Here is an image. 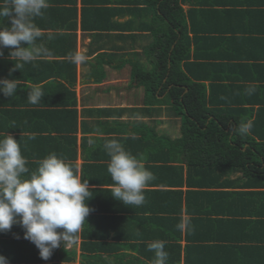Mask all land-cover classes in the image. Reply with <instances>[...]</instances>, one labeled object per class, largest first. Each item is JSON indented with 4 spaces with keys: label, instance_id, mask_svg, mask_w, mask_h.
<instances>
[{
    "label": "trees",
    "instance_id": "obj_1",
    "mask_svg": "<svg viewBox=\"0 0 264 264\" xmlns=\"http://www.w3.org/2000/svg\"><path fill=\"white\" fill-rule=\"evenodd\" d=\"M58 1L62 4L57 2L56 7L44 10L43 17L35 20L40 29L51 31H43L37 42L49 50V54L39 57L38 61L41 69L46 70L45 77H63L73 87L76 84L77 63L71 62L69 57L76 53L78 22L81 23L82 30L99 34L116 28L124 30L128 27V22L118 24L115 17L117 14H130L142 20V28L147 31L142 37L148 43L140 52H127L128 57L123 59L121 65L130 64L131 77L143 90V108L148 106V115L159 113L164 104L168 122L178 125L179 129L176 132L178 134L173 137L170 134H157L156 124L149 125L140 119L130 121L132 129H129L130 124L126 121L117 122L118 127L114 129L111 125H106L110 133L120 134L110 137V140H118L126 150L144 158L145 167L154 175L149 186L166 188L143 190L150 191L152 195L150 199L145 197V202L141 205L146 208L141 211H148V215L137 221L132 217L114 215L113 219H99L96 211L101 213L103 207L87 201L91 211L83 224V234L79 231L74 240L76 243L79 236L83 238L80 264H153L154 252L149 251L147 246L150 242L163 238L168 242L164 249L168 253L167 264H177L173 261L179 259V241L183 235L188 243L195 238L190 228L194 221H208L212 219L209 214L216 212L233 213L234 216L242 212L236 211L239 207H244V218L264 216V77L253 78L255 83L252 85H255L256 91L251 96L242 93L241 89L239 93L233 91V96L239 99L230 96L228 85H207L204 82L208 79L217 80V77L224 78L225 74L215 76L217 69L210 70L216 66V62L211 59L217 57L211 51L210 44L216 38L218 41L226 38L216 35V38L204 39L209 36L197 32L220 30L208 23L215 19L212 15L217 17L216 10H220L217 11L220 16L225 11L215 10V4L227 0H82L80 12L77 0ZM186 2L193 3V7L185 10L183 4ZM96 3L110 4L113 7H105L109 13L105 14ZM249 3L262 5L264 0H249ZM204 4L208 7L202 8ZM248 11L251 13V9ZM258 13L263 17L261 20H264V9H259L254 15ZM200 20L203 21L201 25ZM7 26L6 19L0 20V27ZM202 45L204 52H201ZM7 50L3 49L0 68H6L9 73L13 63L17 61L8 58ZM232 54L227 58H232ZM109 57L111 55L105 51L96 56L101 62L98 64L100 68ZM208 62H214V66H207ZM233 67L229 71L231 74L224 80L228 83L236 81L229 87L243 84L239 85L243 89L244 83L241 82L244 81V71L239 70V66L236 69ZM13 73L11 77H21L20 70ZM57 97H72L75 104L76 90L63 84ZM242 102L249 105V108L245 109ZM57 104L61 105L60 99ZM115 110L117 109L112 107H101L96 112L110 113ZM129 110L134 114L138 112L134 107ZM68 111L74 118L73 132H76L77 109H67L66 113ZM249 120L253 122L251 130L247 134H240L236 130L238 125ZM159 121L154 118L152 122ZM128 132L131 133L130 136H126ZM132 141L144 153L138 151L136 146L137 152L133 151L129 147ZM147 142L151 143L150 153H147ZM90 157L92 163L84 165L83 178L89 182H100L108 172L110 157L104 152L103 155L99 153ZM237 172L242 175L232 178ZM110 178L107 181L111 183ZM184 186L187 187L185 190L182 189ZM221 201L226 202L225 205ZM114 210L110 206L107 212ZM183 212L188 215V225L181 231L177 225L183 221ZM247 222L257 223L258 220L248 219ZM262 223L258 228L261 237H258L257 242L264 243V219ZM139 225L142 231L134 233L133 237L141 242L136 243L131 234ZM188 247L192 250V253L188 252L190 261H193L195 251L203 255L205 251H202L209 249L201 242L190 243ZM171 251H177L178 255L172 256ZM261 251L262 260L259 262L244 254V264H264V247H261ZM0 255L5 256L9 264H76L77 249H68L67 246L57 248L48 259L49 263H41L45 260L40 258L39 250L24 239V230L19 225H14L10 231L0 233ZM203 256L200 262L209 261L207 256ZM222 261L226 263L228 259Z\"/></svg>",
    "mask_w": 264,
    "mask_h": 264
},
{
    "label": "crops",
    "instance_id": "obj_2",
    "mask_svg": "<svg viewBox=\"0 0 264 264\" xmlns=\"http://www.w3.org/2000/svg\"><path fill=\"white\" fill-rule=\"evenodd\" d=\"M81 1L82 0H77L79 12L82 7ZM57 2L59 1L49 0V8L51 7L53 9L56 7L58 5ZM59 3L62 4L61 1ZM263 4L257 5L255 3H249V0H247V2L245 0L244 2L235 0L221 1V3L215 4L214 8L215 10L221 9L222 11L223 9L225 11H223L222 16H220L217 12L220 10H216L217 17L212 15V18L215 19L208 23L220 30L208 33L204 31L197 32V34L203 33L209 36L204 39H213L216 38V35L226 38L224 41H218L216 38L211 41L210 44L211 51L217 54L216 58L213 57L211 59V61L216 62L214 64L216 66L210 70H218L215 76H220L221 74H225V76L224 78L217 77V80L208 79L204 82L207 85H228V88L231 90L230 96L233 98H237L233 96L235 95L233 91L239 93V89H241L242 93L246 94L245 89L249 85L255 83L254 77H264V20H261L263 17L259 15V13L254 15L256 12H259V9H264ZM95 5L101 7L105 14L108 13L106 9H104L105 7H113L110 6V4L96 3ZM183 7L187 10L193 7V3L186 2L183 4ZM204 7L208 6L204 4L202 8ZM250 9L251 13L248 11ZM80 16L81 15H79V18ZM36 20H40V18H36ZM115 20L118 24L128 22V27L124 28V30L120 28L104 30L98 34L97 32L91 33L82 30L81 23L78 22L76 29V53L83 54L86 60L77 63L76 84L73 85L74 88L68 85L63 77L61 78L58 76L47 79V77H45L46 70L41 69V63L38 62L40 58H37L31 64H25L24 67L20 69L21 77H17L16 75L15 78L11 77V75H14V71L9 75L6 68H0V79H18L19 82L15 96L6 97L0 93V110L3 109V111H0V123L2 126L0 128V134L7 133L13 136L17 141H20L22 155L25 156L28 161L26 166L31 170H35L38 167V162L40 160L50 153L55 152L73 166L76 165L75 168H77V173L82 180H86L85 177L83 178L84 165L92 163V160H90L91 155H97L99 153L103 155V152L106 153L103 148V144L106 140H110V137L120 135L119 133H110V131H108L110 129L106 126L111 125L112 129H114L118 127L117 122L126 121L130 124V121L136 119L144 120L149 125L156 124L157 134H170L175 137L176 133L170 131L168 127H166L167 131L162 127L168 119L165 108L166 105L163 104L162 110L159 113L155 112L154 115L149 116L146 111V107L148 106L143 108L145 105L143 104V90L131 77L130 64L121 65L123 59L128 57L127 52H140L143 50V46L148 43L147 39L142 37V35L147 33V31L142 28L144 25L141 22L142 20L130 14L122 16L117 14ZM202 23L203 21L200 20V25ZM43 31L44 30L41 29V33ZM44 32L51 33L49 30ZM204 49L202 45L201 52H204ZM104 51L108 52L111 57L106 59L105 63H103V67L100 68L98 64L101 62L96 56ZM7 52H9V49ZM230 54H232L233 57L227 58ZM212 63L214 62H208L207 66L208 64L209 66H214ZM234 65L235 67H233ZM237 66H239V70L243 69L244 71V81L241 82L244 83V90L239 87V85L243 84H235L233 87H229L232 82L236 83V81L228 83L224 80L227 78V75L231 74L229 72L230 68L233 67L236 69ZM63 84L71 90H76L75 104L73 103L72 97L68 99L66 97H57V93L59 94L60 90L63 88ZM33 86L40 87L44 93V97L38 105L30 104L27 99V93ZM58 99L61 101L60 106L57 104ZM242 106L245 109L249 108V105L245 102H242ZM257 106L258 105H256V107ZM101 107H112L117 110L114 112L111 111L110 113L96 112L97 108ZM133 107L138 110L136 114L129 110V108ZM140 107L141 109H139ZM75 108L77 109V130L73 132L75 130L72 124L74 118L71 117L69 111L66 113V110L69 109L71 111V109ZM154 118L160 121L154 123L152 122ZM132 128L130 124L129 129ZM144 132L145 129H143V133ZM32 134H35L36 138L34 140L28 139ZM130 135L131 133H126V136ZM135 146L138 151L144 153V150H141L133 141L129 147L137 152ZM146 146H148L149 149L147 153H150L152 150L151 143L147 142ZM144 163L146 164L145 161ZM241 175V172H237L232 178ZM109 178L110 174L106 172L100 182L88 181L92 195V198L88 201L100 205V208L103 207L101 213L96 211V216L99 219L100 217L112 218L114 215L115 217H132L137 221L139 218L148 215V211L144 213L146 208H142L141 205L126 206L121 201L113 198L111 196V191L114 184L111 178V183L107 181ZM159 187L160 186H149L148 184L144 190H152ZM163 188L166 187H160V189ZM186 188V186L182 187L183 190ZM143 192L144 196H148L150 199L152 193L150 191ZM221 202L224 203V201ZM110 206L115 208L113 212H107ZM137 210H139V212H137ZM141 210L144 211L142 212ZM236 211L242 212L234 216L233 213H211L209 215L212 216V219L205 222H200L201 219H198L190 226L192 234L195 237L190 243L198 244L201 242L206 245L207 248L209 247V249H204L202 251H205L203 255L207 256L209 261L200 262L204 256L197 253V251H195V253L193 251L194 254H191L193 261H190L191 259L188 258V252L192 253V250L188 247V244H190L188 243V239L183 235V238L179 241L181 245L179 259L173 261V263L244 264V254L258 259V262L262 260L261 247H264V243L257 242V239L261 237V231H259L258 228L263 225L262 220L264 216H246L244 218V207H239ZM182 218L183 221L186 222L188 215L183 212ZM248 219L258 220V222L250 223L247 222ZM129 223L131 224L132 222ZM139 223L146 224V222ZM132 224H134V222ZM140 226L141 225L133 230L131 234L133 241L136 243L141 242L140 239L133 237L134 233L142 231ZM80 233L83 234V225ZM76 241V243L73 242L67 245V248L77 249L75 263L80 264V245L83 242L82 236H79ZM160 241L166 242L165 244L168 243L165 238ZM244 246L246 248H244ZM127 251L133 252L135 255L138 254L131 250ZM171 255H178V252L171 251ZM239 255L241 256L238 257ZM223 259H228V261L224 263L222 261ZM44 262L49 263L50 261H41V263Z\"/></svg>",
    "mask_w": 264,
    "mask_h": 264
},
{
    "label": "clouds",
    "instance_id": "obj_3",
    "mask_svg": "<svg viewBox=\"0 0 264 264\" xmlns=\"http://www.w3.org/2000/svg\"><path fill=\"white\" fill-rule=\"evenodd\" d=\"M49 6V0H0V20L6 19L8 24L0 27V57L4 55L3 49L8 48V58L17 61L9 75L49 54L46 47L37 43L42 33L35 23ZM69 59L81 63L86 57L77 52ZM18 86V79H0V93L6 97L15 96ZM255 91V85L245 89L249 96ZM43 97L38 86L27 93L32 105H38ZM252 126L249 120L241 122L236 130L247 134ZM35 138V134L28 137ZM103 148L110 157L107 171L114 184L111 196L126 206L142 205L143 190L154 179L145 167L144 158L132 155L116 139L106 140ZM27 163L20 141L7 133L0 134V233L19 225L24 230V239L33 243L40 258L47 261L55 249L74 242L91 211L86 203L92 198L91 190L88 180H82L74 166L55 152L40 160L35 170L27 167ZM177 227L184 231L187 222L182 221ZM165 243L157 240L148 244V250L154 252L153 264H167ZM0 264H9L3 255Z\"/></svg>",
    "mask_w": 264,
    "mask_h": 264
},
{
    "label": "rangeland",
    "instance_id": "obj_4",
    "mask_svg": "<svg viewBox=\"0 0 264 264\" xmlns=\"http://www.w3.org/2000/svg\"><path fill=\"white\" fill-rule=\"evenodd\" d=\"M146 64H148V62ZM103 91H105V90H103ZM162 127H164L166 131H167L166 127H168V129L170 131L175 132V133L179 131L177 125H175L174 123H171V122H167V121L165 122V124L162 125ZM176 134H178V133H176Z\"/></svg>",
    "mask_w": 264,
    "mask_h": 264
}]
</instances>
